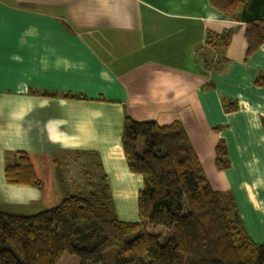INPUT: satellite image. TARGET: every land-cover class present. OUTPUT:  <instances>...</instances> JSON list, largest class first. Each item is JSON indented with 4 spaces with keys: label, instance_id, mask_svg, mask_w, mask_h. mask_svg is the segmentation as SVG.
Returning a JSON list of instances; mask_svg holds the SVG:
<instances>
[{
    "label": "crops",
    "instance_id": "obj_1",
    "mask_svg": "<svg viewBox=\"0 0 264 264\" xmlns=\"http://www.w3.org/2000/svg\"><path fill=\"white\" fill-rule=\"evenodd\" d=\"M257 16L247 6L226 17L209 0H0V207L37 214L86 191V171L67 190L54 177L84 157L106 177L120 220L139 223L144 184L125 159V119L178 122L206 178L231 193L243 229L264 245V45L246 59L245 38ZM230 31L226 47L208 44ZM221 142L225 171L215 164ZM17 152L40 189L7 184Z\"/></svg>",
    "mask_w": 264,
    "mask_h": 264
},
{
    "label": "trees",
    "instance_id": "obj_2",
    "mask_svg": "<svg viewBox=\"0 0 264 264\" xmlns=\"http://www.w3.org/2000/svg\"><path fill=\"white\" fill-rule=\"evenodd\" d=\"M209 3L233 19L247 6L257 15L264 11V0ZM255 18L246 24V59L264 45V19ZM232 34H209L207 42L226 47ZM122 148L131 173L143 179L139 223L118 220L105 176L100 185L86 178L87 192L68 194L53 208L30 216L0 212V264H59L65 256L81 264H264V245L243 229L231 193L215 190L206 178L181 123L158 126L126 118ZM215 154L217 169L227 170L223 142ZM5 178L11 186L42 187L22 152L7 157Z\"/></svg>",
    "mask_w": 264,
    "mask_h": 264
},
{
    "label": "rangeland",
    "instance_id": "obj_3",
    "mask_svg": "<svg viewBox=\"0 0 264 264\" xmlns=\"http://www.w3.org/2000/svg\"><path fill=\"white\" fill-rule=\"evenodd\" d=\"M143 150H144L143 140H140L139 152L142 153ZM92 160H90L88 158H84V157H80L79 159L73 157L71 159H68L66 163L63 162V164H61L60 168L55 172V175H54L57 186H59V187L61 186V188L67 190V188L72 185L71 182H72V179H74L73 175L76 174L77 177H75V178L81 180L82 175H83L82 174L83 171H86L88 173L89 178L91 179V181L95 185L102 184L103 179H102L101 171L98 170V168L94 165V161H92ZM67 166H69L70 169H68ZM78 173L80 174V176L78 175ZM40 174H41V176H43V178H45V184H46V180L49 182V177H50L49 175L50 174L47 173V171H45V173H40ZM58 175H60L59 178L57 177ZM86 190H88V189L86 188ZM65 192H68V191H65ZM82 192H85V191H82ZM69 194L75 195L76 193H69ZM61 195L63 196L62 192H61ZM50 206H52V205H50ZM41 208H43V207L41 206ZM114 208H115V212H116V216H117L118 220L121 221L120 216L117 214V208H116L115 204H114ZM0 209H2L3 212L12 213V214L20 215V216H28L30 214H34V212H37V211H35V209H29V210L27 209L26 210V209L19 208V207H6V208L0 207ZM121 222H123V221H121ZM162 232L163 231H161L159 233H162ZM166 240H167V237L162 238L163 244L166 242ZM108 261H109V258H108ZM59 264H81V262L78 258L65 256Z\"/></svg>",
    "mask_w": 264,
    "mask_h": 264
},
{
    "label": "bare ground",
    "instance_id": "obj_4",
    "mask_svg": "<svg viewBox=\"0 0 264 264\" xmlns=\"http://www.w3.org/2000/svg\"><path fill=\"white\" fill-rule=\"evenodd\" d=\"M133 192V191H132ZM121 193V192H120ZM131 197H133V196H131ZM133 200V199H132ZM138 210V209H137Z\"/></svg>",
    "mask_w": 264,
    "mask_h": 264
}]
</instances>
